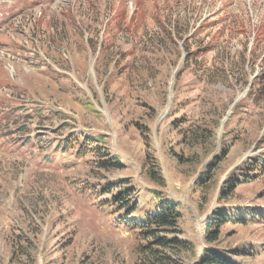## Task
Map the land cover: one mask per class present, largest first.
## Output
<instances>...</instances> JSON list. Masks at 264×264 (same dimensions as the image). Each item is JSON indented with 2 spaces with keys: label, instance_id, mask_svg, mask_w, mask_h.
Returning <instances> with one entry per match:
<instances>
[{
  "label": "rangeland",
  "instance_id": "1",
  "mask_svg": "<svg viewBox=\"0 0 264 264\" xmlns=\"http://www.w3.org/2000/svg\"><path fill=\"white\" fill-rule=\"evenodd\" d=\"M126 188L264 264V0H0V264H136Z\"/></svg>",
  "mask_w": 264,
  "mask_h": 264
},
{
  "label": "trees",
  "instance_id": "2",
  "mask_svg": "<svg viewBox=\"0 0 264 264\" xmlns=\"http://www.w3.org/2000/svg\"><path fill=\"white\" fill-rule=\"evenodd\" d=\"M197 135L205 137L202 134ZM86 139L89 140V138ZM106 161H108L107 164L111 163L110 160ZM113 164L120 165L118 162ZM257 166H259L258 163L254 165V169ZM104 167L106 169V166ZM105 189L103 194L110 192ZM130 193H134V190L126 188L113 194L112 200L121 207V211L125 210L123 216H119L120 222L129 231L136 233L139 242L135 250L136 264H186L187 256L194 253V245L183 238V232L179 227L182 216L178 205L159 195L160 200L151 212L144 216L130 218L132 213L138 209L139 202L138 198H132ZM233 220L241 221V218L235 217ZM224 222L226 218L223 215H216L206 223L207 247L196 264H246L242 260L245 256L240 250L214 247L220 240L221 227Z\"/></svg>",
  "mask_w": 264,
  "mask_h": 264
}]
</instances>
